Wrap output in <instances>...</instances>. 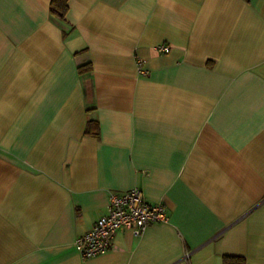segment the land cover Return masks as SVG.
I'll list each match as a JSON object with an SVG mask.
<instances>
[{"label":"crops","instance_id":"0c3cea01","mask_svg":"<svg viewBox=\"0 0 264 264\" xmlns=\"http://www.w3.org/2000/svg\"><path fill=\"white\" fill-rule=\"evenodd\" d=\"M50 1L0 0V264H264V0ZM134 187L167 221L81 258Z\"/></svg>","mask_w":264,"mask_h":264},{"label":"built area","instance_id":"2783aa9c","mask_svg":"<svg viewBox=\"0 0 264 264\" xmlns=\"http://www.w3.org/2000/svg\"><path fill=\"white\" fill-rule=\"evenodd\" d=\"M157 49L167 52L170 46L160 44ZM160 221H167L165 207L161 203H148L140 188L111 193L107 212L74 240V247L81 258L93 257L111 248L117 232L128 229L133 235L139 236L147 225Z\"/></svg>","mask_w":264,"mask_h":264},{"label":"trees","instance_id":"16d2710c","mask_svg":"<svg viewBox=\"0 0 264 264\" xmlns=\"http://www.w3.org/2000/svg\"><path fill=\"white\" fill-rule=\"evenodd\" d=\"M67 2L68 0H51L50 13L53 16L63 20L68 9ZM89 67L90 66L88 64L82 65L79 67V71L83 72L87 70ZM98 133H99L98 122L95 119L88 120L85 128V134L91 136H98ZM223 264H245V260L243 257H239V256L224 255Z\"/></svg>","mask_w":264,"mask_h":264}]
</instances>
